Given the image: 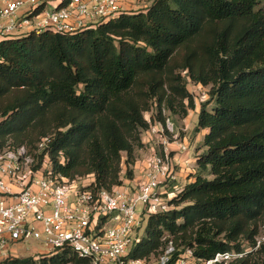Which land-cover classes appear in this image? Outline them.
I'll use <instances>...</instances> for the list:
<instances>
[{
  "label": "trees",
  "instance_id": "obj_1",
  "mask_svg": "<svg viewBox=\"0 0 264 264\" xmlns=\"http://www.w3.org/2000/svg\"><path fill=\"white\" fill-rule=\"evenodd\" d=\"M189 80L209 88L196 127L207 130L203 151L132 255L171 244L169 264L187 250L194 263L229 253L241 256L228 264H264V0H150L72 33L2 41L0 149L48 138L54 174L91 175V187L109 191L132 179L144 112L156 107L164 123L163 109L182 118L195 109ZM82 262L67 250L41 260Z\"/></svg>",
  "mask_w": 264,
  "mask_h": 264
},
{
  "label": "built area",
  "instance_id": "obj_2",
  "mask_svg": "<svg viewBox=\"0 0 264 264\" xmlns=\"http://www.w3.org/2000/svg\"><path fill=\"white\" fill-rule=\"evenodd\" d=\"M63 1L0 0V43L46 30L72 33L125 12L121 0H68L61 6ZM189 86L192 96L193 90L207 94L200 83L189 80ZM164 118V123L156 120L146 130L153 140L140 179L109 191L91 187V175L71 179L54 174L44 152L48 138H42L33 150L1 148L0 264H41L42 259L65 250L81 259V264H169L171 244L158 259L132 255L142 241L148 218L171 210L170 201L182 190L172 186L167 191L176 179L174 166L178 164L169 145L178 134L170 118ZM186 150L183 142L178 143L176 153ZM32 243L37 248L31 255L16 256ZM186 254L192 258L187 250L172 264H187ZM236 256L241 255L217 254L212 260L195 263L227 262Z\"/></svg>",
  "mask_w": 264,
  "mask_h": 264
},
{
  "label": "crops",
  "instance_id": "obj_3",
  "mask_svg": "<svg viewBox=\"0 0 264 264\" xmlns=\"http://www.w3.org/2000/svg\"><path fill=\"white\" fill-rule=\"evenodd\" d=\"M143 4L139 5V1L137 0H121V5L125 11H132L135 7H148L150 5V0H143ZM198 112H199V105L195 103V109L193 111L189 112L186 117H178L179 120L175 121L176 128L179 127L181 132L183 133L182 139H180L179 132L177 131L178 134V139L176 141H171L169 147L172 150V153H176L178 149V143L183 141L184 143L186 141H189L194 147H195V153H194V159L191 162L194 168V163H195V156L197 154H200L203 149L202 143H203V138L204 135L207 133L206 129H197V120H198ZM185 134V135H184ZM141 140L142 143L144 144V148L146 149L148 146H151L150 142H152L153 137L148 131H144L141 134ZM141 150H139L140 152ZM175 159L177 162H180L183 166L182 170L176 174V179L171 182V185L168 187L167 191L170 192L172 190V186L177 187V188H183L187 183L191 182L192 179L188 177L190 173L194 172V169H189L188 167V155H182L179 153L175 154ZM132 179L128 180L123 178V183L130 182V183H135L137 182L141 175L142 171L144 169V162H140L135 159L134 164L132 165ZM184 170L186 172L184 173Z\"/></svg>",
  "mask_w": 264,
  "mask_h": 264
},
{
  "label": "rangeland",
  "instance_id": "obj_4",
  "mask_svg": "<svg viewBox=\"0 0 264 264\" xmlns=\"http://www.w3.org/2000/svg\"><path fill=\"white\" fill-rule=\"evenodd\" d=\"M55 2L57 1L58 2V0H54ZM137 1H139V5H142L143 4V0H137ZM145 7H139V6H137V7H135L132 11H139V10H142V9H144ZM188 87V86H187ZM204 88H205V90L208 92V87H205L204 86ZM188 89H191L190 88V86L188 87ZM196 89V88H195ZM191 91V90H190ZM193 92V100H194V102L197 104V105H200V103L201 102H204L207 98H208V95L206 94V95H204V96H201V95H199V91L198 90H193L192 91ZM211 106H209V108H210ZM191 111H193V110H190L189 112H191ZM188 112V113H189ZM156 113H157V110H156V107H153V108H151L150 110H148V111H146V112H144V118H145V120L146 121H148L149 122V126H150V124H153L154 123V121H156V120H158V118H157V116H156ZM162 117H169L170 118V120L173 122V124L175 125V121H177V120H179V118L177 117V116H175V115H172L170 112H169V110H164V113L162 112ZM153 119V120H152ZM175 127H176V125H175ZM176 130L179 132V136H180V139H182V136H183V133L181 132V130H180V128L179 127H177L176 128ZM185 135V134H184ZM171 140H173V139H171ZM13 142V140H10L9 142H7V144H10V145H12L11 143ZM181 142H183V141H181ZM184 143V142H183ZM185 145H186V147H187V150H186V152L185 153H182V155H188V167H189V169H194L193 168V165H192V161H193V159H194V151H195V147L189 142V141H186L185 143H184ZM152 146H148L146 149H143V148H141V149H139V150H141L140 152H139V150H136V152H135V159L137 158V160H139L140 162H144V160L146 159V156H147V154H149L150 153V148H151ZM176 154V153H175ZM175 154L174 153H172V155L175 157ZM173 157V158H174ZM135 162V161H134ZM178 164H175V166H174V168H175V171H176V174L178 173V172H180L181 170H182V168H183V166H182V164L180 163V162H177ZM186 172V170H184V173ZM121 181H122V183H123V178H122V176H121ZM261 236H262V234L258 237V238H261ZM34 248H37V243H32V244H28V245H26L24 248H22L18 253H17V257H19V258H21V257H26V256H29V255H31V253L33 252V249ZM162 253H158V254H156V255H153L152 257H153V259H158L159 258V256L161 255ZM185 261H187V264H190V262L191 263H193V264H196V263H194L193 262V260H191L192 258L190 257V256H188V254H186L185 255ZM228 263H229V261H227ZM227 262H225L224 264H228Z\"/></svg>",
  "mask_w": 264,
  "mask_h": 264
}]
</instances>
